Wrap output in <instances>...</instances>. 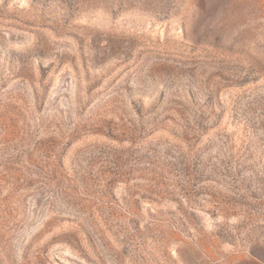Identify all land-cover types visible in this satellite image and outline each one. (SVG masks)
<instances>
[{
  "label": "rangeland",
  "instance_id": "374dc122",
  "mask_svg": "<svg viewBox=\"0 0 264 264\" xmlns=\"http://www.w3.org/2000/svg\"><path fill=\"white\" fill-rule=\"evenodd\" d=\"M0 264H264V0H0Z\"/></svg>",
  "mask_w": 264,
  "mask_h": 264
}]
</instances>
